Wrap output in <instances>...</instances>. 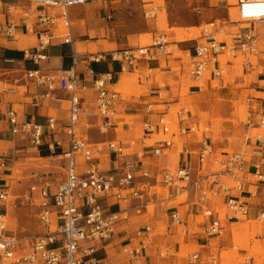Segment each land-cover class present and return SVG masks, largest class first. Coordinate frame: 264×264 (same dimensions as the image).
I'll list each match as a JSON object with an SVG mask.
<instances>
[{
  "label": "crops",
  "instance_id": "crops-1",
  "mask_svg": "<svg viewBox=\"0 0 264 264\" xmlns=\"http://www.w3.org/2000/svg\"><path fill=\"white\" fill-rule=\"evenodd\" d=\"M11 3V0H3ZM163 1V5L165 0ZM160 0H114L111 3L91 2L69 9L71 22L70 37L72 46L65 45L60 38V28H53L49 34L51 45L45 52L46 59L33 63L24 59L25 50L33 51L38 43L35 33L24 31L17 26L16 36L9 38L2 28L9 17L0 12V82H7L14 94H0V157L6 161V167L0 169L1 183L6 187L9 201L0 205V214L5 215L6 234L14 237L18 243L16 256L29 255L32 252L33 238L43 233L39 222L41 196L39 189L47 187L53 195L56 187L65 180V158L67 136L63 132L69 116L68 95L55 87L50 91L48 85H36L26 79V72L38 70L45 75H57L72 66V54L78 57L76 67L77 78L85 81L88 91L81 93L82 106L93 109L95 94L91 90V80L98 74L112 73L113 82L110 90L118 95L117 115L106 125V121L97 114L80 120L74 128V137L94 147L114 142L133 159L136 153H143L138 166L150 172L151 178L137 177V189L144 193L151 190V199L157 203L140 213L129 210V220L119 225L113 239L109 242L96 243L94 257L101 264H131L123 253L127 245H136L143 241L135 237V231L150 225L153 229L151 240L143 254V264H240L245 255L252 257V264H264V223L255 219L259 211H264V183L254 177L258 164L260 173L264 174V144L256 137H264V128H249L245 121L248 110L245 104L244 121L238 120L232 125H218V117L222 110L210 111L212 94H220L225 88V78L243 75V82H248V91L261 95L248 97L264 98V47L257 58L246 68L242 58H220L219 68L223 75L216 78L211 72L205 74L202 81H193L187 76V65L174 50L177 47L185 51L184 44L195 37L194 29L185 27L172 28L168 23ZM236 0H214L213 17H222L226 13L227 21H236ZM23 8L33 10L41 7L22 3ZM155 7L160 8L155 14ZM113 13L114 18L108 21L107 16ZM159 14V15H158ZM159 19H165L166 25ZM226 19V18H222ZM199 26H196L197 29ZM236 25L229 30H236ZM257 32L264 35V27H257ZM177 30V32H176ZM162 36L167 41L166 53L159 54L156 48H150V59L141 58L134 67L121 70L120 63L108 57L99 63H90V57L112 51L147 47L155 37ZM184 49V50H183ZM12 60V63H7ZM90 67L93 75L87 73ZM246 78V79H245ZM240 79V78H236ZM162 99L157 98L160 85ZM48 94V96H46ZM59 98L60 101L55 99ZM213 101L216 100L213 98ZM150 104L148 109L146 106ZM220 105V104H219ZM188 111L187 121L179 123L177 114L180 110ZM15 114L19 123L28 122L45 126L48 119L56 121V130L48 132L44 129L43 145L35 148L30 145L26 134H13L10 131L9 116ZM166 115L173 124L169 134H164L158 126V120ZM225 121V120H223ZM153 125L154 133H147L144 123ZM193 126L194 132L181 133V129ZM143 139L144 142H143ZM171 145L164 147V141ZM63 141V146L51 155L48 145ZM133 143V145H132ZM203 144L210 147L211 152L205 161H199V151ZM159 152H156L157 150ZM227 153H241L246 160L245 171L240 174L243 180L242 189H232L228 196L242 200L249 209L246 218L227 219V195L210 197L206 202H199L195 191H184L185 183L178 186L164 187L162 175L166 171L186 168L192 179H197L209 172L218 170L217 162ZM95 163L104 173H110L121 167V162L113 153L104 147L100 153L94 152ZM50 160H60L58 166L40 168V164ZM77 172L83 171L81 157H76ZM56 167L61 176L55 174ZM37 190L30 193V188ZM202 187L213 189L211 184L203 183ZM101 207L106 213L117 212L124 208L112 193L98 197ZM141 200L131 199L129 205L137 206ZM81 211L86 209L82 207ZM165 207L166 210H163ZM209 210L210 214L204 213ZM52 224L58 223L59 210L51 205ZM180 215L181 225H173L170 214ZM219 219L224 229L222 236H208L205 228L212 220ZM60 244H56L59 247ZM198 254L196 263L190 257ZM211 257H216L215 261ZM16 264V263H9Z\"/></svg>",
  "mask_w": 264,
  "mask_h": 264
},
{
  "label": "built area",
  "instance_id": "built-area-1",
  "mask_svg": "<svg viewBox=\"0 0 264 264\" xmlns=\"http://www.w3.org/2000/svg\"><path fill=\"white\" fill-rule=\"evenodd\" d=\"M5 3L0 0V12L4 11L9 17L8 22L3 25L2 31L5 36L13 38L16 36L17 26L24 31L35 33L38 37L37 46L33 51L25 50L23 57L27 61L37 63L45 60V52L51 45L52 37L49 32L53 28H60L62 31L63 44L72 46L70 37L71 22L69 9L76 6L85 5L91 2L111 3L114 0H11ZM22 3L41 7L30 10L23 8ZM162 8V7H161ZM236 21L226 23L219 20L207 22L198 27L199 36L192 38L191 46L183 51L188 58V77L200 82L205 74L211 72L216 78L223 75L224 70L219 68L220 58H242L246 68H250L252 61L258 57L260 49L264 47V35L257 32V27H264V0H236ZM160 8L155 7L153 14ZM114 18L113 13L107 16L108 21ZM236 25L239 28L229 30L230 26ZM167 41L162 37H155L147 47H137L112 51L90 57V63H99L105 58L113 62L120 63L121 70L126 67H134L136 61L141 58L150 59V48H156L159 54L166 53ZM72 66L67 70L60 71L57 75H45L38 70L26 72V79L36 85H48L50 91L55 87L68 95L70 104L67 124L63 130L67 136V150L65 158V180L60 183L53 195H50L47 187L40 188L41 196L39 222L42 224L43 233L33 238L32 252L29 255L16 256L15 248L18 241L6 234L5 215L0 214V264H101V261L94 257L96 243L109 242L113 239L116 229L122 223L129 220V210L140 213L143 209H148L157 202L150 198L151 190L147 193L137 189L136 178L149 179L150 172L142 170L137 164L143 153L135 154L136 159L131 158L121 146L114 142L106 145L97 144L91 147L86 142L74 137V128L81 119L99 115L106 121V125L117 115L118 93L110 90L109 86L113 82L112 73L98 74L91 80V90L95 94L94 108L89 109L82 106L81 93L88 91L85 81L77 78L76 67L78 57L72 54ZM12 63V60H7ZM87 73L93 75L90 67ZM264 74V69L260 71ZM164 85H160L157 98L162 99L161 90ZM16 91L10 88L7 82H0V94H14ZM48 96V94H46ZM60 101L59 98L55 99ZM248 110L245 121L249 128H264V98L247 97ZM150 109L151 105L146 106ZM9 125L13 134H26L30 145L39 148L43 145L44 129L48 132L56 130V121L48 119L46 125L39 126L28 122L19 123L14 113L10 112ZM188 111L182 109L177 114L180 123L187 121ZM172 119L163 115L158 120V126L162 133L169 134ZM143 128L147 133H154V126L146 122ZM195 128L190 126L181 129V133L194 132ZM145 139H143L144 142ZM256 140L264 144V137L258 135ZM164 147L171 145L169 140L164 141ZM133 145V143H132ZM63 141H56L48 145L51 155H55L57 149L62 148ZM104 147L115 155L122 166L110 173H104L95 163L94 152L100 153ZM158 149L156 152H159ZM211 149L203 144L199 151V161L203 163ZM81 157L83 161V171L77 172L79 168L76 157ZM218 170L209 172L197 179H192L190 171L186 168H178L175 171H166L162 175L164 187L178 186L185 183L184 191L192 190L198 193L199 202L204 203L210 197H218L221 194L227 195L232 189L241 190L243 180L240 174L245 171L246 160L241 153H227L217 162ZM256 165L254 177L257 182L264 183V174L260 173L259 166ZM6 167V161L0 157V169ZM211 184L213 189L202 187L203 183ZM37 188L31 187L30 193ZM112 193L118 203L124 204V208L117 212L106 213L101 207L98 197ZM141 200L137 206H130V200ZM9 201L6 187L0 180V205ZM86 209L81 211V205ZM51 205L59 210L60 219L55 225L52 224ZM227 219L246 218L249 209L246 204L238 199L228 196L226 200ZM163 210H166L165 207ZM209 215L210 211H204ZM173 225L180 226V215L176 212L170 214ZM260 223H264V211H259L255 217ZM153 229L150 225L135 231L136 238L143 241L136 245H127L123 248V253L129 258L131 264H143V254L151 240ZM224 229L219 219H214L206 226L205 234L208 236H222ZM56 244H60L56 247ZM200 259L198 254L190 257L191 263H196ZM212 261L216 257H211ZM240 264H252V257L245 255L240 258Z\"/></svg>",
  "mask_w": 264,
  "mask_h": 264
},
{
  "label": "rangeland",
  "instance_id": "rangeland-1",
  "mask_svg": "<svg viewBox=\"0 0 264 264\" xmlns=\"http://www.w3.org/2000/svg\"><path fill=\"white\" fill-rule=\"evenodd\" d=\"M228 1L230 3L233 2V0ZM159 4L164 10L161 13L165 14V17L168 23L171 24L170 26H172V28L185 27L189 29H194L195 37L199 36V29H195L196 26L203 25L217 18H221V20L226 21L228 19L226 13L222 17H215V14L213 17V13H215L214 0H165L164 5L163 1L160 0ZM159 20L161 24H163L164 26L166 25L165 19ZM191 44L192 42L185 43L184 45L186 47H184V49L189 48ZM167 50H174V52L177 53L179 57H181L183 62L187 64L188 58L186 57L183 51H179L177 47H168ZM237 77L240 79H236ZM242 79L243 75L241 76L240 71H238L237 75L233 77H226L224 84L225 88L219 90L220 94L211 95L212 97L210 99H212V102L210 111L216 108L215 104H218V109L220 108L223 112L222 117H218V121H216L218 125H232L233 123H237L238 120L243 122L245 118L244 108L247 97L249 95H261L255 94L252 91H248V82H243ZM213 98L216 100V102L213 101ZM58 161L60 160L46 161L41 163L39 167L44 169L50 166H58ZM55 171V174H51L50 176H61V170L59 169V167H56Z\"/></svg>",
  "mask_w": 264,
  "mask_h": 264
}]
</instances>
